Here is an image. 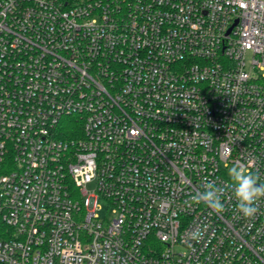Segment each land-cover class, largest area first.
<instances>
[{"label":"built area","instance_id":"built-area-1","mask_svg":"<svg viewBox=\"0 0 264 264\" xmlns=\"http://www.w3.org/2000/svg\"><path fill=\"white\" fill-rule=\"evenodd\" d=\"M233 165L264 180V0H0V264H264V199L192 200Z\"/></svg>","mask_w":264,"mask_h":264},{"label":"clouds","instance_id":"clouds-1","mask_svg":"<svg viewBox=\"0 0 264 264\" xmlns=\"http://www.w3.org/2000/svg\"><path fill=\"white\" fill-rule=\"evenodd\" d=\"M227 176L229 180L223 184L205 177L203 191L192 196V200L197 204H206L216 213H222L225 211L222 197L225 191L230 190L236 202V211L246 220L254 219L258 211L256 205L264 199V180L258 174L240 165L230 166L227 169ZM203 235L204 229L196 228L191 231L189 240L198 241Z\"/></svg>","mask_w":264,"mask_h":264},{"label":"trees","instance_id":"trees-1","mask_svg":"<svg viewBox=\"0 0 264 264\" xmlns=\"http://www.w3.org/2000/svg\"><path fill=\"white\" fill-rule=\"evenodd\" d=\"M63 2H67V3H69V4H71V3H74V2H77V1H79V0H62ZM72 122V121H71ZM74 122H72V124L70 125L71 127H70V129L71 130H78V125H76V124H73Z\"/></svg>","mask_w":264,"mask_h":264},{"label":"rangeland","instance_id":"rangeland-1","mask_svg":"<svg viewBox=\"0 0 264 264\" xmlns=\"http://www.w3.org/2000/svg\"><path fill=\"white\" fill-rule=\"evenodd\" d=\"M88 190L90 191V192H92L93 190H94V188H95V186H94V184H89L88 185ZM102 201V200H101ZM103 203H105L104 201H102Z\"/></svg>","mask_w":264,"mask_h":264}]
</instances>
